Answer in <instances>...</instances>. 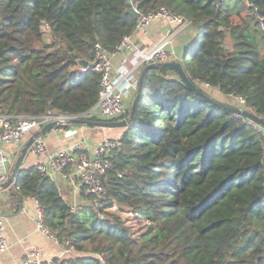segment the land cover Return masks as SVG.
<instances>
[{
	"label": "trees",
	"instance_id": "trees-1",
	"mask_svg": "<svg viewBox=\"0 0 264 264\" xmlns=\"http://www.w3.org/2000/svg\"><path fill=\"white\" fill-rule=\"evenodd\" d=\"M132 6L187 20L199 38L181 60L189 80L242 97L264 121V0H0V115L86 114L101 76L76 61L91 67L96 43L113 52L132 36ZM141 84L97 207L72 211L35 167L18 173L12 200L33 198L60 244L107 264H264V136L172 71L148 69ZM114 206L146 230L132 237L107 211ZM59 264L100 263L87 256Z\"/></svg>",
	"mask_w": 264,
	"mask_h": 264
},
{
	"label": "built area",
	"instance_id": "built-area-1",
	"mask_svg": "<svg viewBox=\"0 0 264 264\" xmlns=\"http://www.w3.org/2000/svg\"><path fill=\"white\" fill-rule=\"evenodd\" d=\"M154 20L165 22L169 29L161 41L150 47L136 48L131 41L132 36H125L113 52L104 50L99 43L94 45V63L82 71L90 69L100 74V90L96 104L86 114L68 116L47 112L39 116L23 115L15 118L0 115V185L8 180V171L15 162L8 149L14 148L19 152L22 143L28 137L49 124L55 125L53 130L62 139L74 138L77 135L76 127L65 124L74 117L91 121L92 119L96 121L123 120L127 112L125 101L132 98L138 88L137 71L151 64L179 62V59L170 51V45L176 37L192 30L190 23L161 8L148 14L139 13L135 32L141 31ZM114 55H122L121 63L116 69L111 64V58ZM194 85L209 89L207 84L197 80L194 81ZM229 97L235 101L236 108L245 110V100L242 97L233 95H229ZM234 116L264 136V129L257 124L239 115L234 114ZM121 146L120 139L105 137L96 147H89L84 141H76L68 151H48L42 137L39 136L34 138L28 153L37 158L35 169L40 176L48 177L53 183L63 176L67 169L73 168L70 176L77 179L78 189L81 193L92 197V200L88 202L89 205L97 207L98 202L105 196L102 177L112 168L113 152ZM118 177H121V174H118ZM35 202L33 219L36 231L51 239L56 245H60L56 235L49 230L45 223L44 207L37 201ZM70 208L72 211L78 209L76 203L71 204ZM107 211L117 213V208L114 206ZM7 247L5 223L0 215V254L5 252ZM68 253L69 250L65 249L62 251V256L68 255ZM95 258L100 264H107L102 255L97 254ZM19 264H42L39 250L36 247L28 248Z\"/></svg>",
	"mask_w": 264,
	"mask_h": 264
},
{
	"label": "crops",
	"instance_id": "crops-1",
	"mask_svg": "<svg viewBox=\"0 0 264 264\" xmlns=\"http://www.w3.org/2000/svg\"><path fill=\"white\" fill-rule=\"evenodd\" d=\"M168 29L169 26L165 22L154 20L141 31L134 32L131 41L138 49L150 47L161 41ZM198 40L199 38H197L191 30L190 32L176 37L170 45V51L181 63L184 54H186L192 44ZM121 60L122 55H114L111 58L112 67L114 69L119 67ZM141 73V70H139L136 75L139 76ZM208 91L212 93V100L218 103L223 104V101L227 99L217 89H211L209 87ZM135 96L136 93L132 95V98L125 101V106L128 110H131ZM232 102L235 104L234 101ZM76 133L77 135L74 138L62 139L56 131L50 130L41 137L48 151H68L73 147L76 141H84L89 147H96L105 137L120 139L124 133V129L117 128L106 131L101 128L76 127ZM29 138L30 137H28L27 141ZM23 144L24 142L22 143L21 149L25 145ZM21 149H19V152L14 148L8 149L15 161L20 155ZM36 163L37 158L27 153L21 164V169L28 170L35 167ZM12 170L13 166L8 171V179L12 174ZM72 172L73 168L67 169L64 175L59 177L54 184L57 186L62 199L69 206L71 204L73 205V203H76L77 207L89 206V201L84 198L78 189L77 179L70 176ZM13 186L9 189H0V215L4 219L5 236L8 246L7 250L0 254V264H19L25 251L30 247H36L39 250L42 264H59L66 257L71 256L73 252L70 250L68 255L62 256V251L68 249L67 247L63 244L56 245L51 239L36 231L33 219L35 214V200L33 198H24L19 203H16L12 200L9 192Z\"/></svg>",
	"mask_w": 264,
	"mask_h": 264
},
{
	"label": "water",
	"instance_id": "water-1",
	"mask_svg": "<svg viewBox=\"0 0 264 264\" xmlns=\"http://www.w3.org/2000/svg\"><path fill=\"white\" fill-rule=\"evenodd\" d=\"M126 3L128 5H130L131 0H126ZM129 13L136 20H138L139 13H138L137 7H134V8L130 7ZM184 57L186 58L187 54H184ZM76 63H77L78 68L81 70L88 68V64L84 60H77ZM151 68L166 69V70L172 71L177 76L179 81L185 87H187L190 91L194 92L200 98L204 99L205 101H207L208 103H210L212 105L221 107V108H223V109H225V110H227L233 114H236V115H239L243 118L249 119L253 123L260 126L262 129H264V121L259 119L258 117H256L254 114H252L248 111H245V110L238 109V108H231V107H228L226 105H223L221 103H218V102L212 100L199 87L195 86L189 80V78L187 77V75L185 74V72L183 70L182 64L180 62H174V61L167 62V63L151 64V65H147L146 67H144V69L142 70V73L139 77V84H138V88L136 91V96H135V99L133 101L132 108L130 110V115L127 119H123L120 121H103V120L91 121V120H86V119L74 117V118H71L70 120H68L65 124L67 126H74V127L101 128V129L106 130V131L109 129L126 128L130 124V120L133 116V112L135 110V107H136L137 103L139 102V95L141 93V86H142L141 82H142L143 74L146 72V70L151 69ZM54 128H55L54 124H49V125L43 127L39 132H37L36 134L32 135L29 138L27 143L21 149L20 155L18 156L17 160L15 161V163L13 165V170H12V174H11L10 178L0 186V189H9L11 186H13L15 184L18 173L22 170L21 164L23 162V159L27 155L28 149L31 146V144L33 143L34 138L39 137V136H43L46 133H48L50 130H53ZM70 216L71 217L67 220V225H70V223L72 221L73 212L70 213ZM104 219H106V217H104Z\"/></svg>",
	"mask_w": 264,
	"mask_h": 264
},
{
	"label": "rangeland",
	"instance_id": "rangeland-1",
	"mask_svg": "<svg viewBox=\"0 0 264 264\" xmlns=\"http://www.w3.org/2000/svg\"><path fill=\"white\" fill-rule=\"evenodd\" d=\"M46 31V32H45ZM43 32H44V36H43V38H44V42L45 43H50V38L48 37V30H47V28L45 27L44 28V30H43ZM206 95H208L210 98H211V92H209L208 91V89H205V88H203L202 86L201 87H199ZM212 99V98H211ZM230 97H228L227 99H225L224 101H223V105H226V106H228V107H231V108H236V104H234L232 101H233V99H231ZM235 102V101H234ZM234 105V106H233ZM27 142V139L24 141V144ZM23 144V145H24ZM20 154V153H19ZM119 212V213H118ZM117 212V215L119 216V219H120V221L122 222V224L126 227V228H128V230L132 233V237H135V236H139L143 231H145L146 230V228H145V226L143 227L142 226V223L140 222V223H138V221H136V220H134V218H133V216L131 215V214H129V213H125V212H120V211H118ZM134 239V238H133ZM86 249L87 250H90V249H92V247L91 246H87L86 247ZM69 250V249H68ZM71 251V250H70ZM85 255H87V256H92V257H94V256H96L97 254H93L92 252H87V254H78V253H75V252H73V253H71V256H69V257H72V258H75V257H87V256H85Z\"/></svg>",
	"mask_w": 264,
	"mask_h": 264
}]
</instances>
